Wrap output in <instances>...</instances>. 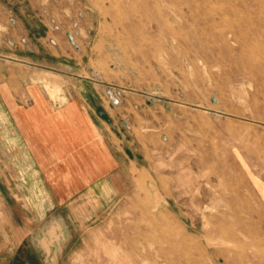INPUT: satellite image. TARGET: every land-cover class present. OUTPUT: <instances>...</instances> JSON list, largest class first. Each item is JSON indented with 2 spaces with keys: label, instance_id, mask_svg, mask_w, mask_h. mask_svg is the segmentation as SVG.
Masks as SVG:
<instances>
[{
  "label": "rangeland",
  "instance_id": "rangeland-1",
  "mask_svg": "<svg viewBox=\"0 0 264 264\" xmlns=\"http://www.w3.org/2000/svg\"><path fill=\"white\" fill-rule=\"evenodd\" d=\"M81 88L112 119L115 163L27 175L18 113ZM0 251L264 264V0H0Z\"/></svg>",
  "mask_w": 264,
  "mask_h": 264
},
{
  "label": "crops",
  "instance_id": "crops-1",
  "mask_svg": "<svg viewBox=\"0 0 264 264\" xmlns=\"http://www.w3.org/2000/svg\"><path fill=\"white\" fill-rule=\"evenodd\" d=\"M80 91L61 107H47L39 95L33 96V107L18 113L22 118L16 125L27 141L16 138L14 144L26 149L27 175H45L41 163L49 164V175H104L115 163L108 139L112 119L95 102L91 106L92 98L83 88ZM4 252L0 264L18 258L16 252L8 262Z\"/></svg>",
  "mask_w": 264,
  "mask_h": 264
},
{
  "label": "bare ground",
  "instance_id": "bare-ground-1",
  "mask_svg": "<svg viewBox=\"0 0 264 264\" xmlns=\"http://www.w3.org/2000/svg\"><path fill=\"white\" fill-rule=\"evenodd\" d=\"M192 11V10H191ZM183 17V16H182ZM220 203V202H219ZM214 206V205H213ZM206 211V210H205ZM218 223V222H217ZM221 227V226H220ZM233 227H234V225H233ZM234 228H236V227H234ZM238 229V228H237ZM259 229V228H258ZM234 230H236V229H234ZM255 230V229H254ZM257 231V230H256ZM259 231H260V229H259ZM252 232H253V230H252ZM263 233V232H262ZM227 239V238H226ZM225 239V240H226ZM232 240H234V238L232 239ZM231 240V241H232ZM230 241V242H231ZM236 241V240H235ZM238 241V240H237ZM234 242V241H233ZM244 242V241H243ZM243 242H241L240 241V243H243ZM229 243V242H228ZM245 243V242H244ZM256 243V242H255ZM258 243V242H257ZM256 243V244H257ZM227 244V243H226ZM234 245H236V243L234 244ZM244 245V244H243ZM247 245V244H246ZM239 248H240V246L239 245H237ZM251 246V245H250ZM237 247V248H238ZM247 247H248V245H247ZM235 248V247H234ZM258 248V247H257ZM248 249H250V248H248ZM252 249V248H251ZM260 249V248H259ZM241 251H242V248L240 249ZM226 251V250H225ZM232 251V250H231ZM231 251H229V253L231 252ZM249 251V250H248ZM259 252H260V250H259ZM228 253V252H227ZM245 253V252H244ZM252 253V252H251ZM224 254H226V253H224ZM239 254H241V253H239ZM255 254V253H254ZM228 255H230V254H228ZM232 255V254H231ZM242 255V254H241ZM251 255H253V254H251ZM243 256V255H242ZM241 256V257H242ZM222 258V257H221ZM227 258V257H226ZM232 258V257H231ZM240 258V257H239ZM243 259H245V258H243ZM242 259V260H243ZM230 260H233L234 261V259L232 258V259H230ZM240 260V259H239ZM262 260V259H261ZM226 261H229L228 259L226 260ZM248 261V260H247ZM237 264L239 263V261L237 262V261H235ZM235 262H234V264H235ZM241 262V261H240ZM246 262V261H245ZM199 263V262H198ZM198 263H195V264H198ZM211 263L212 264H220V259H219V257L218 256H216L212 261H211ZM247 263H249V261L247 262ZM247 263H245V264H247ZM256 263V262H255ZM223 264V263H222ZM230 264V263H229ZM240 264V263H239ZM250 264V263H249ZM252 264H254V263H252Z\"/></svg>",
  "mask_w": 264,
  "mask_h": 264
}]
</instances>
